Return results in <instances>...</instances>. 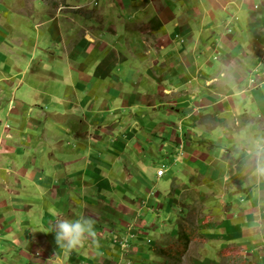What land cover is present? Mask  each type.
Segmentation results:
<instances>
[{"label": "crops", "instance_id": "crops-1", "mask_svg": "<svg viewBox=\"0 0 264 264\" xmlns=\"http://www.w3.org/2000/svg\"><path fill=\"white\" fill-rule=\"evenodd\" d=\"M259 1L260 6L257 4ZM57 8L54 16L49 19L54 25L49 27L51 32L48 38L50 47H53V41H56L54 46L57 45L52 52V56L58 62L56 74L68 71L70 76V71H77L78 86L83 89L91 81L84 73L90 64H96L97 67L119 73L112 74L111 77L117 85V88L113 86L117 96L124 80L133 78L137 80L132 83L133 86L144 89L138 92L140 96H137V101L140 103L137 102V105L145 103L148 109L156 110L157 105H166L162 100H172L177 106H171L167 112L176 115L180 119V124L174 125L170 134L166 132L168 130L166 126L162 129L165 138L161 145L165 150L171 141L177 142L176 155L173 156L172 151H168L167 158H173L174 162H182V169L174 179L170 192L168 184L162 187L167 195L163 194L162 190L153 191V186L165 178L167 169L162 176L155 174L156 180L153 184L148 177L139 172L132 160L133 162L126 163L129 169L127 175L119 173L118 180L114 158L120 157L118 159L120 165L123 162L121 159L123 152L133 158L132 150L134 154L137 152L142 157L139 150L145 146H133L132 149L130 145L132 150H129L128 142L133 137H128L126 132L122 138L118 136L113 142L114 151L111 155L104 158L90 156L87 151L93 147L100 149L103 134L107 137L114 134L111 127H105L108 124H100L101 115L109 101L104 96L94 99L93 103L96 102L100 106L92 113L94 119L87 128L81 130L80 134L82 141L80 146L83 145L84 148L78 150L77 157L85 161L81 170L82 175H85L82 182L69 180L71 177L68 171H60L59 168L65 166L66 169L67 163L60 160L54 162L56 159L51 162L55 163L54 168L59 169V172L57 169L55 172V175H59L58 180L57 176L51 177L46 170L43 173L39 172V169L28 171L23 165H20L18 176L15 161L12 169L2 167L1 173L4 172L5 177L21 187L20 196L13 197L9 202L4 201L0 205L3 209L0 220L6 225L0 228V247L5 249L0 250L2 262L11 261L5 256L8 245L11 244L16 248L13 252L16 261L11 262L13 264L17 259L18 264H121V254L120 257L116 256L113 246L116 245L121 250L120 244L125 246L128 238L137 237L144 240L148 235L147 230L153 227L141 216L138 202L137 194L141 196L147 194L143 203L152 206V210H158L159 200L167 197L172 204L170 211L180 213L175 222L176 226L171 227L173 221L169 222L170 225L164 222V230L171 231V236L178 243L177 246L187 247L188 244L191 250L195 246V233L202 234L206 238L205 244L215 243L221 247L235 243L241 245L243 249L241 256L231 255L227 260L232 264L243 261L242 258L248 264H264V175L256 171L257 162L264 161V107H255L254 111H249L238 105L236 100L237 97L246 98L250 95L254 104H264V92H260V88L264 86V0H66V6L57 5ZM257 10H260L259 14ZM243 14L246 15V19H243ZM121 31L125 34L124 47L118 42V33ZM210 38L212 41L208 42ZM0 46L4 45L0 43ZM123 53L131 57L127 59ZM215 53L219 55V60L222 57V63L214 67L213 72H204L206 66L198 65L199 56H204L205 62H208V57ZM105 55L114 56V60L107 61ZM121 62L129 65H124L125 68L117 67ZM193 65H197V69L194 77H191L192 81L178 75L180 69L186 70ZM97 67H95L97 71H103ZM8 69L7 66L4 70ZM143 71L147 74L146 79L134 76L135 73ZM23 72L25 71L14 69L10 74L1 77L5 79L4 82H8L9 78L12 79L14 76L20 77L18 81L13 78L15 80H11L12 84L7 90L18 94L17 90L24 84L23 78L21 79ZM106 75L105 73L103 77ZM59 80L60 83L65 81L64 77ZM95 81L89 85H93ZM14 82L17 84L13 87ZM107 87L106 85L104 88ZM95 94L97 96L96 92ZM191 94L193 97L189 98ZM89 101L90 98L87 102ZM30 109L20 112L19 125L20 139L29 144L26 145V149L20 147L22 149L20 153L24 151L22 155L27 156L40 150L39 145L44 142L46 135L51 136L47 138L49 144H54V139L62 133L69 132L68 128L58 123L57 127L46 129L48 122H39L43 116L37 113L39 116L37 118L34 116L35 113L29 112ZM199 110L215 115L211 119V124H205L206 128L218 127L223 123L222 120L226 121L223 126L224 133L219 135L217 140L207 142L208 140L203 139L205 143L200 140L197 143L193 139V135L196 136L193 127L196 128L199 121L195 113ZM240 114L243 115L240 117ZM45 116L48 119L53 118ZM156 121L157 123L153 122L149 127L145 139L149 144L145 147L147 150L157 146L154 140L155 129L162 123L161 119ZM185 121L192 125L188 131L181 126ZM114 128L112 126L113 130ZM42 129L47 130L46 134L38 136ZM88 130L93 131L91 139H87ZM99 131L101 135L98 134ZM177 131L179 135L184 134V140ZM174 132L177 133L176 136ZM93 141L96 143L95 146ZM224 142L226 148L222 146ZM51 157L45 156L48 159ZM152 162L155 163V160ZM163 167L164 164L159 166L157 171ZM127 180L131 186L124 184ZM182 181H190V184L180 183ZM21 183L26 186H23V192ZM106 183L108 188L104 191ZM39 184L42 186L41 195L33 196L35 185ZM78 184L85 186L80 190L85 195L100 193L102 197L103 194L99 190L109 192L105 196L107 203L103 214L96 212L105 218L114 215L116 219L115 223L108 219L112 223L109 224L108 231L100 225L93 226L92 232L86 235L82 243L94 244L96 248L93 251L88 249L85 255L80 251L81 245L68 249L58 244L54 233L55 226L45 223L43 225L45 217L55 222L61 218L66 219L67 216L71 217L68 220L82 218L83 214L77 216L76 212L71 210L72 199H76V204L81 207V211H85V215L88 210L92 214L95 213V205H90V209L87 206L85 210L83 207L84 202L95 203L91 196L84 198L82 195L72 193V187ZM118 184H124L123 188ZM182 188L192 194L191 200L188 195H181ZM6 190L11 193L12 188L7 186ZM16 190L19 191L18 188ZM58 194L66 200V205H63L62 197L58 198ZM110 194L111 200L108 198ZM151 195L154 196L153 199L149 197ZM131 196L135 197L134 201L131 200ZM48 203H52L53 210L56 211L54 213H58L57 215L47 210L48 208L42 210ZM199 207H203L201 211ZM15 214L19 216L16 222L12 220ZM31 216H36L43 226L38 231L37 224L31 220ZM207 217L210 218L209 222L206 221ZM4 219L7 220L4 222ZM108 232L111 240H103V234ZM163 235L164 231L159 233L160 238ZM161 241V247L167 248L165 247L167 243ZM131 242L133 241L128 243ZM130 251L132 257L129 264H151L148 260L151 257L144 252L142 244L133 242ZM212 260L214 264H222L218 259Z\"/></svg>", "mask_w": 264, "mask_h": 264}, {"label": "rangeland", "instance_id": "rangeland-1", "mask_svg": "<svg viewBox=\"0 0 264 264\" xmlns=\"http://www.w3.org/2000/svg\"><path fill=\"white\" fill-rule=\"evenodd\" d=\"M56 1L58 0H0V43L4 45L3 47L0 46V193H2L0 194V205H2L4 201L9 202L10 200L12 201L13 197L17 198L18 196H20L21 187L19 186V184L11 182L7 177H5L6 175L3 174L4 172L1 173V169L3 166L12 169L14 167V161L17 164V172L20 171V165H23L24 168L28 171H30L31 169H39V172L43 173L46 170L51 177L57 176L58 180L59 175H55L57 168H54V162L60 160L62 162L67 163L66 169L64 168L65 166L59 167L61 168L60 171H68L69 177L71 178L69 179L68 177H66L67 180L69 179L73 182L77 181L78 183L83 181L85 175H82L81 170L82 168H84L85 161L82 160L81 157H77L79 154L78 150L84 148L83 145L82 147L80 146L82 142L80 134L81 130L87 128V125L91 123L92 119H94L92 113H95L96 108L100 106V104H97L96 102L93 103L94 99H100L103 96L107 99V101H109V104L106 105L104 113L101 115L102 123L100 124H108L105 127H111V130L112 132H114L115 135L113 134L107 137L105 136V134H103V137L101 139L102 143L99 147L100 149L93 147L89 151H87L88 154L94 158H104L106 155H111L114 151V147H112L113 142L117 140L118 136L122 138V136L126 132L128 133V137H133V139L130 138V141L128 142L129 150L134 149L133 146L138 147L139 145L148 147L149 144L145 141V139L148 135V131L150 130L149 127L153 122L154 124L157 123V119H161L160 123L162 124L157 126L155 129L156 135L154 136V140H156L157 146H155L154 148H149L150 150H147L145 147H141L139 152H142V157L139 156L137 152L136 154H134L132 152L133 150L131 151L133 158L128 157L129 155L125 152H123L124 155L120 153L122 155L121 159L123 160V162L120 163L121 168H119L120 165L118 162V159H120V157L114 158V160L116 161L115 171H117L116 176H118V180H120V177L118 175L119 173L120 175H122V173L123 175H127L128 173L129 169L127 168L126 163L134 161L136 163L137 169H139V172H141L144 176L148 177L153 184L156 180L155 174L158 175L157 169L159 168V166H162L164 164V167L162 169H167L166 176L164 179H160L157 185L153 186V191L160 192L162 190L163 194L167 195L166 191H164L162 187L168 184L170 187L168 190L169 192L171 191L174 179L178 177V173L182 169V162H174L173 158H167L168 151H172L173 156L176 155L177 151H175V148L178 144L177 142L171 141V143L164 150L163 146L161 145L163 139L165 138L164 131L162 129L166 126V128L168 129L166 132L170 134L172 132L173 126H178L180 124V119H178L176 115L173 116L167 112V109H171V106H177V104L172 103V100H162L164 101V103H166V105H157L156 110L152 108L148 109L145 103L137 105V102L140 103V101H137V96L139 95L138 92L144 89H138L133 86L132 83L137 81L133 80V78H127L126 80H124V82L122 83V87L119 90V98L113 88V86L117 88L116 82H114L111 78L112 74H115L117 72L109 71L108 69H105L103 67H97L96 64H90L91 66L89 65V69H87V71L84 73L86 77L91 79L89 83H92V81L94 80L96 81L93 83V85H89V83L86 84L83 89L78 86L79 74L77 71H70V76L68 71H66L65 73L63 72L56 74L58 69L55 68H58V62L57 59L52 56V52L53 50H55V47L57 45L54 46L56 41H53V47H50L51 45L48 41L51 32V29L49 27H53L54 25V23L49 22V19L54 16L55 11L58 10L57 5L58 7L66 6V0H59V3ZM259 3L261 2L259 1L257 3L258 6H260ZM64 10L66 9H63V11ZM259 13L260 10H257V14ZM243 19H246L245 14H243ZM118 34V42L122 43L124 47V44H126L123 41L125 34L123 33V31L119 32ZM211 41L212 38H210V41L208 42ZM213 49L214 48H211V50ZM124 53L122 55L125 57L127 56V59L131 57L130 55ZM218 56L219 55L215 53L210 58L208 57V62H205V57L200 55L198 65L201 64L202 67L206 66V69L204 68V72L207 71L206 73H208L209 71L213 72V69H215L214 67H217L220 63H222V57L219 60ZM95 57L96 55L93 56V59H95ZM113 57L114 56H107L106 60L113 61ZM116 57L117 55L115 56V58ZM124 65H129V63L127 64L121 62L117 67L125 68ZM7 66L9 67L8 71L4 70ZM95 67H97V69H102L103 71H97ZM105 67L109 68L108 66ZM14 69L15 71L17 69L25 71L22 73L23 76H21V79L23 78L24 84H22V87L19 86V88H21L17 90L18 94H15L14 91L11 92L7 89L9 88L8 86L12 84L11 80H15L13 78H16V80L18 81L20 80V77L14 76L12 77V79L9 78L8 82H4L5 79L1 78L4 75L10 74ZM196 69L197 65H193L190 68H187L186 70L180 69L181 71L178 72V75L184 78L191 79V77H194ZM143 72L139 74L135 73L134 76L136 77L137 75V77H142L146 79L147 74ZM105 73L107 75L104 78L103 76ZM54 74H56L55 77ZM126 76L129 77L128 73H126ZM63 77L65 81L60 83L59 79ZM192 80L193 79H191V81ZM16 84L17 82H14L13 87ZM106 85L108 86L107 89L104 88ZM15 89L16 87L14 88V90ZM104 91L106 92V94L104 93ZM109 91H111V93H108ZM95 92L97 93V96ZM260 92H264V86L260 88ZM20 97H22V101H20ZM192 97L193 95L191 94L189 98ZM89 98L90 101L88 103L87 101ZM251 99L252 97L250 95H248L246 98L243 96L236 98L238 105L247 108L249 111H254L255 107H264L263 103V105H257L254 104ZM29 108H31L29 112L35 113L36 115L34 116H36L37 118H39L37 113L43 116L42 119L39 120V122H48V124L46 125V129L47 127H57V125L59 124L63 127L68 128L69 132L67 134L62 133L59 137L54 139V144H49L48 139L51 138V136L46 135V139H44V142L39 145L40 150L38 152L30 154V156H27L22 155L24 151L20 153V150L26 149V145L29 144L24 143L20 139L19 125L20 112L28 111ZM191 108L192 107H190V109ZM255 113L257 112L255 111ZM43 114L53 118L48 119ZM55 114H58L57 117H54ZM195 115L197 116L199 121L197 122L198 126L196 128L193 127V133L196 135H193V139L196 140L197 143H199V140L202 143H205L203 139L208 140L207 142L217 140L220 137L219 135L224 133L223 126L224 123H226L225 120H222L223 123L218 125V127L210 129L206 128L205 124H211V119L215 117L214 114H212L211 112H205L204 110H199V112L195 113ZM242 115L243 114H240V117ZM17 116H19V120H17ZM259 117L260 116H258V118ZM112 126L114 130L112 129ZM181 126H184V128L186 129L185 131H188V129L191 128L192 125H189L187 121H185L184 123H181ZM46 129H42V131L38 132V136H41L44 133L46 134ZM100 132L101 131H99L98 133L99 135H101ZM177 133H175V136ZM92 134L93 131L88 130V133H86L87 139H91ZM210 134H212V136ZM183 135V133L182 135H179L182 140H184ZM135 143H137V146L135 145ZM93 145H96L95 141H93ZM130 145L132 149L130 148ZM222 146L226 148L225 142L222 143ZM20 147H22V149H20ZM52 147H55V149ZM98 153H101L102 155L99 156ZM45 156L52 157L48 159L45 158ZM52 160L54 162H51ZM152 160H155V163L152 162ZM59 164L60 163H58V165ZM131 167H133L132 164ZM57 170V172H59V169ZM18 176H20V172ZM11 179H13V177H11ZM124 179L125 178H122V180ZM2 183H6L7 186L12 188V194L7 192L9 190H6V184ZM180 183L190 184V181H182ZM124 184L127 186H131L129 180L125 181ZM124 184L118 185L123 188ZM21 186L23 192L24 187L26 186H24V184L22 185V183ZM104 187L105 188L103 189L104 191H106V189L108 188L107 183ZM16 188H18L19 191H15ZM81 188H85V186L83 187L78 184V186H73L71 191L72 193H74V195L75 193H77V195H82L84 198L91 196L95 203H91L89 201L88 203L84 202L83 207L85 210L87 206L88 209H90V205H95V213L92 214L88 210V213L85 215V211H81V207H78V205L76 204V199H72L71 201V205H73L71 210L76 212L77 216L80 215V213L83 214V218L91 220L93 222V226L100 225L102 228L105 229V231H108L109 224L115 223L116 221L115 216L112 214L113 216H110L108 218L106 217V219L104 216L99 214H103V209L107 203L105 201V196H107L109 192L104 193V191L99 190V192H102L103 194L102 197H100V193L85 195L84 192L80 191ZM181 190L183 191L181 195H188L189 200H191L192 194L186 192L183 188ZM40 191H42V186L39 184L35 185V192H32V190L27 192H32L34 194L33 196L40 197ZM137 195L139 198L138 202L140 206L141 216H143V218L150 225L152 224L153 227L147 230L148 235L145 237L144 240H139L137 237L128 238L126 240L127 242L125 246L124 244H120L122 248L121 250H119L120 247H117L116 245L113 246V251L115 252L116 256L120 257L121 254V264H129V262L131 261L130 258L132 257V253L130 251V248L133 242H137L143 245L144 252L149 254V256L151 257L150 259H148L151 264H158V262L159 264H166L167 261L169 264H214L212 258L220 260L222 264H232L231 261H227L229 259V256H241V253L243 251L241 245L235 243L229 245L227 244L221 247V245L218 246L215 243L205 244V236H203L202 234L195 233V246H193L190 250V246H188L187 244L185 252L181 260L178 262V259H176L177 257L170 255L169 252H167L166 248L161 247V240H164L165 243H167V246L165 247H171V251L174 254H177V252L175 253L176 249H179V251L183 249L182 247H184L185 245L177 246L178 243L176 242L175 238L171 236V231L164 230V222L170 225L169 222L173 221L174 224L171 225V227L176 226L175 222L177 221L178 214L180 213H174L170 211V207L172 204L169 202L167 197H163L159 200L160 207L158 210H152V206L147 204L144 205L147 194L142 196L139 194ZM59 197H62V195L58 194V198ZM149 197L152 199L154 198V196L152 195ZM108 198L111 200V194ZM131 200L134 201L135 197L131 196ZM65 201L66 200L62 197L63 205H66ZM45 206L46 208L44 209L42 207V210H46L48 208L47 210H49L54 215L58 214L54 213L56 211L53 210L52 203H48ZM202 208L203 207H199L198 209L201 211ZM2 210V206H0V213H2ZM17 214H15L16 216L12 217V220H14V222L18 221L19 216ZM43 219H45L43 225L44 223L46 225L52 226H55L56 224L55 220H52L51 218L45 217ZM66 219H71V217L67 216ZM108 219L112 223H110ZM206 219V221H210L209 217H207ZM6 220L7 219H4L3 221L5 222ZM31 220L37 224V231L40 229V227H43L42 225H40L39 219H37L36 216H31ZM4 226L6 225L3 224V222L0 220V228H3ZM162 231H164V235L162 236L163 239L159 236V233H161ZM7 235L8 234H6V236ZM102 239L111 240L109 232L103 234ZM157 240L159 242H157ZM130 241L133 242H131L130 244L128 243ZM155 244L156 246H153ZM8 246L9 248L5 256H8L9 261H11L10 263H7V260L2 262V256L0 255V264H13L11 262L16 261L15 256L13 254L16 248H14L11 244H9ZM81 246L82 247L80 251L83 252L84 255L86 254L88 249L89 251H93L96 248V245L91 243L88 244V242H85V244L82 243ZM0 250L5 251L3 247H0ZM154 252H156V254ZM242 259L243 261L237 262V264H248V262H246L244 258ZM18 261L19 259H17V262L15 264H18ZM144 263H146V261H144Z\"/></svg>", "mask_w": 264, "mask_h": 264}, {"label": "clouds", "instance_id": "clouds-1", "mask_svg": "<svg viewBox=\"0 0 264 264\" xmlns=\"http://www.w3.org/2000/svg\"><path fill=\"white\" fill-rule=\"evenodd\" d=\"M256 171L264 175V161L257 162ZM93 222L86 218L76 220L58 219L55 224V238L58 244L72 249L81 245L86 235L92 232Z\"/></svg>", "mask_w": 264, "mask_h": 264}, {"label": "trees", "instance_id": "trees-1", "mask_svg": "<svg viewBox=\"0 0 264 264\" xmlns=\"http://www.w3.org/2000/svg\"><path fill=\"white\" fill-rule=\"evenodd\" d=\"M166 249H167V252H169L170 255L177 257L176 259H178V262H179L181 260L182 256H183L184 252H185L186 245L183 247V249L181 251H179V249H176L175 253L177 252V254L172 253L171 247H167ZM166 264H169L168 261L166 262Z\"/></svg>", "mask_w": 264, "mask_h": 264}, {"label": "built area", "instance_id": "built-area-1", "mask_svg": "<svg viewBox=\"0 0 264 264\" xmlns=\"http://www.w3.org/2000/svg\"><path fill=\"white\" fill-rule=\"evenodd\" d=\"M164 172H165V170H163V169H159V170H158V175L161 176V175H163Z\"/></svg>", "mask_w": 264, "mask_h": 264}]
</instances>
